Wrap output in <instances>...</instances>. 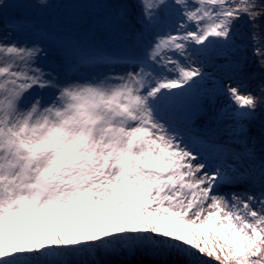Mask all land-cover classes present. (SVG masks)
<instances>
[{
  "label": "snow or ice",
  "instance_id": "1",
  "mask_svg": "<svg viewBox=\"0 0 264 264\" xmlns=\"http://www.w3.org/2000/svg\"><path fill=\"white\" fill-rule=\"evenodd\" d=\"M52 7L0 0V264H264V0Z\"/></svg>",
  "mask_w": 264,
  "mask_h": 264
},
{
  "label": "rangeland",
  "instance_id": "2",
  "mask_svg": "<svg viewBox=\"0 0 264 264\" xmlns=\"http://www.w3.org/2000/svg\"><path fill=\"white\" fill-rule=\"evenodd\" d=\"M46 3L53 5L47 13L46 17H51L53 20L65 19L71 16L74 20L78 21V27L75 33L80 39L94 41L103 49H114L120 42L119 32L112 19L113 10L105 5L118 2V0H63L57 2L54 0H45ZM79 5L90 4L99 5V7L90 8H67L65 5ZM249 87L251 84L246 83ZM227 102L225 98H221V103ZM206 232V230H203ZM115 264H127L131 257L117 256L109 257Z\"/></svg>",
  "mask_w": 264,
  "mask_h": 264
},
{
  "label": "trees",
  "instance_id": "3",
  "mask_svg": "<svg viewBox=\"0 0 264 264\" xmlns=\"http://www.w3.org/2000/svg\"><path fill=\"white\" fill-rule=\"evenodd\" d=\"M248 55L250 56V52H249ZM259 77H260V72H259V70H257L254 73V79L258 82V78ZM246 83H249V81H247ZM254 134L256 136L255 147H256L257 153H259V150H260V140H259V134H258V125L254 129ZM150 259H151L150 257H143V256L131 257V259L128 261L127 264H141V262H143V264H148V262L150 261Z\"/></svg>",
  "mask_w": 264,
  "mask_h": 264
},
{
  "label": "bare ground",
  "instance_id": "4",
  "mask_svg": "<svg viewBox=\"0 0 264 264\" xmlns=\"http://www.w3.org/2000/svg\"><path fill=\"white\" fill-rule=\"evenodd\" d=\"M54 1H57V2H59V1H60V2H62L63 0H54Z\"/></svg>",
  "mask_w": 264,
  "mask_h": 264
}]
</instances>
